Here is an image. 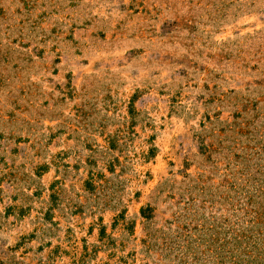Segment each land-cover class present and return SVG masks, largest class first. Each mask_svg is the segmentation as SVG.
Listing matches in <instances>:
<instances>
[{
  "label": "rangeland",
  "instance_id": "1",
  "mask_svg": "<svg viewBox=\"0 0 264 264\" xmlns=\"http://www.w3.org/2000/svg\"><path fill=\"white\" fill-rule=\"evenodd\" d=\"M262 246L264 0H0V264Z\"/></svg>",
  "mask_w": 264,
  "mask_h": 264
},
{
  "label": "trees",
  "instance_id": "2",
  "mask_svg": "<svg viewBox=\"0 0 264 264\" xmlns=\"http://www.w3.org/2000/svg\"><path fill=\"white\" fill-rule=\"evenodd\" d=\"M257 237V234L255 238ZM257 244V243H256ZM254 244V246L256 245ZM238 262L236 264H263L264 262V246L261 249L252 247L250 250L242 248L237 255Z\"/></svg>",
  "mask_w": 264,
  "mask_h": 264
}]
</instances>
